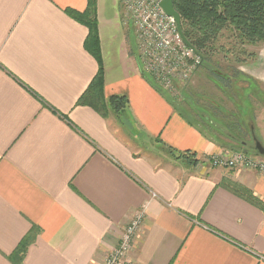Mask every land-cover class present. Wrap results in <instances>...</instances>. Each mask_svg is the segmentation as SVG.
Returning a JSON list of instances; mask_svg holds the SVG:
<instances>
[{"label":"crops","instance_id":"obj_1","mask_svg":"<svg viewBox=\"0 0 264 264\" xmlns=\"http://www.w3.org/2000/svg\"><path fill=\"white\" fill-rule=\"evenodd\" d=\"M87 2L0 0V264L22 241L21 264H103L141 209L133 264H264V211L221 185L264 203L262 175L146 148L200 160L235 143H211L147 80L117 0H95L103 93L126 97L138 137L76 105L98 65L64 10Z\"/></svg>","mask_w":264,"mask_h":264},{"label":"rangeland","instance_id":"obj_2","mask_svg":"<svg viewBox=\"0 0 264 264\" xmlns=\"http://www.w3.org/2000/svg\"><path fill=\"white\" fill-rule=\"evenodd\" d=\"M118 6L120 10L119 2ZM122 28L126 29L127 37L134 42L132 29L124 26ZM208 62L214 66L213 68L229 76L230 90H224L220 81L208 68L201 66L200 62L188 80L179 82L175 86V95H172L175 91L168 93L158 87L150 77L147 78L158 91L164 92L182 115L201 129L211 143L216 145H221L225 141L235 143L233 146L229 145L233 149L222 146L218 154L213 153L200 160L195 158L194 153L188 152L193 158V163H188L214 168L210 163L212 156L220 155L228 158L230 154L235 153H242L253 162H264V157L253 148H242L239 145L241 140L247 141L249 145L258 141L264 147V41L239 44L229 30H223L214 41ZM110 121L121 136L138 137V129L130 121L123 119L127 121L125 128L112 117ZM250 131L255 138L253 140ZM243 133L246 136H243ZM145 143L148 145L146 148L151 151L150 154L168 157L165 151H160L162 149L160 145L155 146L147 141ZM180 153L187 154V152ZM179 160L184 159L179 158ZM240 168L254 170L264 177L250 164L224 169Z\"/></svg>","mask_w":264,"mask_h":264},{"label":"trees","instance_id":"obj_3","mask_svg":"<svg viewBox=\"0 0 264 264\" xmlns=\"http://www.w3.org/2000/svg\"><path fill=\"white\" fill-rule=\"evenodd\" d=\"M173 6L181 16L183 34L199 56L200 65L208 68L210 73L220 81L224 90H230L231 80L229 76L216 70L208 62L214 41L217 40V36H220L223 30H229L231 36L239 44L264 41V0H173ZM64 11L69 17L87 27L88 32L83 45L98 65L95 75L76 100V105L88 106L104 119L112 117L121 127L125 128L127 121H123V119L128 120L125 116L126 97L123 95L105 97L103 93L104 75L95 16V0H88L87 8L82 12L70 8ZM243 131L245 132V127ZM240 133L242 134V130ZM246 134L243 133V136ZM245 144L244 140L239 142L242 148L245 147ZM166 149L169 156L175 159L182 158L186 162L193 163V158L188 152L187 154L177 153L170 148ZM254 150L256 151V149ZM221 185L264 211V203L255 197L250 189L228 179H224ZM32 237L31 231L27 238L32 239ZM25 245L24 241L19 243L9 256V259L15 264H21V252Z\"/></svg>","mask_w":264,"mask_h":264},{"label":"built area","instance_id":"obj_4","mask_svg":"<svg viewBox=\"0 0 264 264\" xmlns=\"http://www.w3.org/2000/svg\"><path fill=\"white\" fill-rule=\"evenodd\" d=\"M118 2L123 26L132 29L142 73L166 92L175 91L179 82L191 77L200 62L199 57L182 41L175 21L161 8V0ZM175 94L176 91L172 95ZM210 163L218 168L250 164L264 175V162H253L242 153L230 154L228 158L212 156ZM143 218L141 209L125 226L117 246L107 254L103 264H133L128 255Z\"/></svg>","mask_w":264,"mask_h":264},{"label":"water","instance_id":"obj_5","mask_svg":"<svg viewBox=\"0 0 264 264\" xmlns=\"http://www.w3.org/2000/svg\"><path fill=\"white\" fill-rule=\"evenodd\" d=\"M161 8L164 10V12L167 14V16H170L175 21L177 31L182 39V41L193 50V52L197 55L196 51L193 49V47L190 45V43L185 38L182 28H181V16L180 14L175 10L173 6V0H161L160 2ZM255 149L256 151L264 157V147L261 146V144L258 141H255Z\"/></svg>","mask_w":264,"mask_h":264},{"label":"flooded vegetation","instance_id":"obj_6","mask_svg":"<svg viewBox=\"0 0 264 264\" xmlns=\"http://www.w3.org/2000/svg\"><path fill=\"white\" fill-rule=\"evenodd\" d=\"M251 130H252V129H251ZM250 133H251V135H252V131H250ZM251 138H252V140L255 139L253 135H252ZM244 142L246 143L244 148H254V149H255V142H254L253 145H249V144L247 143V141H245V140H244Z\"/></svg>","mask_w":264,"mask_h":264}]
</instances>
